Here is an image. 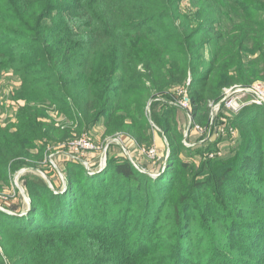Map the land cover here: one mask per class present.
Instances as JSON below:
<instances>
[{
  "label": "trees",
  "instance_id": "obj_1",
  "mask_svg": "<svg viewBox=\"0 0 264 264\" xmlns=\"http://www.w3.org/2000/svg\"><path fill=\"white\" fill-rule=\"evenodd\" d=\"M247 1L264 12V0H189L191 14L183 0H0V74L19 77L25 102L0 128V191L21 167H52L51 145L100 121L105 136L151 146L147 102L171 100L188 77L192 125L207 130L208 103L223 88L264 82V68L244 67L254 62L250 38L264 45V19L225 34L214 17ZM170 114L153 120L169 147L156 176L117 154L92 174L68 156L60 188L26 175L30 206L0 210V247L13 264H264V107L229 112L228 130L239 132L231 156L208 159L221 151L217 135L192 148L204 159L198 167L181 158L187 147Z\"/></svg>",
  "mask_w": 264,
  "mask_h": 264
},
{
  "label": "rangeland",
  "instance_id": "obj_2",
  "mask_svg": "<svg viewBox=\"0 0 264 264\" xmlns=\"http://www.w3.org/2000/svg\"><path fill=\"white\" fill-rule=\"evenodd\" d=\"M246 3L247 5L243 6H233L230 4L224 5V8L221 10L222 14L214 15V17L219 22V30L225 33L235 28L239 29V27L247 29L250 27V29H252L255 27V21L264 19V12L255 10L250 1H247ZM180 7L183 12L189 14H191L196 9L190 4L189 0H183ZM200 18H203L202 22L204 23V16H200ZM260 54L264 55V45H261L258 39L250 38L248 43L247 58H250L254 62H246L245 60L244 67H249L253 70L264 68V61L260 62L258 60L260 58ZM234 67L235 66L231 68V71ZM255 80L257 81L258 79ZM188 84L189 77L186 80L185 86L181 87L186 89ZM19 86L20 79L13 73V71L7 70L4 71L2 75L0 74L1 129L15 124L18 110L25 104L24 100L21 98H16V91ZM176 89H173V91H170V93H175ZM172 99L163 100V98H160V100L157 102L155 100H150L146 104V107H148L146 110V115L150 123V130L153 136L151 146L138 147L130 137H126L125 135L122 136L118 134L114 137L105 136L103 134V126L100 121L92 129L82 135L87 137L91 143L96 146L95 150L76 152L69 148L68 143L74 140L72 139L66 144L51 145L49 147L50 153L47 154L44 159H47L52 167H49L46 163H44V160L40 168L33 169L21 167L10 173L7 185L4 186L0 191V207L4 212H8L10 214H24L22 212L26 211L28 206H30L27 204V200L25 198V195L27 194L22 186L26 175H34L36 177L42 178L41 174L43 173L49 181L52 179L54 184L59 188L61 187L62 182L63 187V173L61 170L63 169L64 162L68 160V156L77 157L79 161H81L87 168L89 174L103 169L106 164L107 156L116 154L118 156H125L127 159H129L127 157L128 155L130 157L129 160L138 167L137 169L140 172L151 176H156L159 173H162L165 168V161L169 154V147L167 139L162 130V125L159 121H155L159 123L160 126H158L153 120L155 118L162 120L161 111H166L169 108L173 109L174 111V115L170 114L171 120L175 121L176 130L181 136L183 145L187 147L184 149V152H182L183 154L181 155L183 161H187L194 167H198L200 163L204 161V159L202 154L198 152L200 150L199 148H192L199 147L198 145H202V143L207 140L214 141L217 135H219V140H221L218 146L220 147L221 151L220 153L218 151H216V153L213 152L214 149H216V147H214L213 150L208 152V159H213V162H223L226 160L228 158L229 152L231 151L230 149L233 147L237 138L239 137V132L236 127L230 126L233 128L232 133L228 130L229 125L227 124L231 119V116H228L229 111L227 112L225 110L224 113L222 111L217 112V114L213 117L212 123L209 125L208 129L204 130L202 128L201 131H198L195 128V125H192V118H189L187 112L176 105L175 100ZM162 103H169L170 105H163ZM161 107L163 108L161 109ZM48 114L51 117L57 116V113L54 110H48ZM217 123H219V125H217ZM11 129L15 128L11 126ZM213 135H215V137L211 139ZM234 139L235 142H233ZM150 149H154L155 152L153 155H150ZM103 151H105V159L102 157ZM211 152L213 155L210 156ZM229 156H231V154ZM50 160H52V162H50ZM21 187L23 191L20 189ZM128 224L131 225V220H129ZM1 260L3 264H13L12 259H10L0 247V261Z\"/></svg>",
  "mask_w": 264,
  "mask_h": 264
},
{
  "label": "built area",
  "instance_id": "obj_3",
  "mask_svg": "<svg viewBox=\"0 0 264 264\" xmlns=\"http://www.w3.org/2000/svg\"><path fill=\"white\" fill-rule=\"evenodd\" d=\"M174 94L173 99L175 100V104L184 109L189 118H192L190 100L186 93V89L184 87L177 88ZM248 105L264 107V82L255 81L248 86L234 84L223 89L222 98L218 103H208V106L210 107L209 125L212 123L213 117L217 114L221 106H223L231 114H237ZM195 128L198 131L202 130V127L197 125H195ZM68 144L69 148L76 152L91 151L96 149V146L85 136H80L70 141ZM154 152V149L149 150L150 155H153ZM211 155H213V153H211L210 156ZM50 162H52V160H50ZM133 165L138 168L134 163Z\"/></svg>",
  "mask_w": 264,
  "mask_h": 264
},
{
  "label": "water",
  "instance_id": "obj_4",
  "mask_svg": "<svg viewBox=\"0 0 264 264\" xmlns=\"http://www.w3.org/2000/svg\"><path fill=\"white\" fill-rule=\"evenodd\" d=\"M147 109H148V107H146V110ZM214 137H215V135H213L211 139H213ZM102 155H103L102 157L105 159V151H103ZM127 157L130 159V157L128 155H127ZM41 175H42V178L45 180V182L48 184V186L52 189L53 186L50 183V181L48 180V178L43 173ZM152 176H154V175H152ZM62 181H63V185H65V180H64V177L63 176H62ZM20 189L23 191L22 187ZM25 198L27 200V204L30 205V199H29V197L27 195H25ZM0 210L3 211V209H1V207H0ZM24 212H22V213H24Z\"/></svg>",
  "mask_w": 264,
  "mask_h": 264
},
{
  "label": "bare ground",
  "instance_id": "obj_5",
  "mask_svg": "<svg viewBox=\"0 0 264 264\" xmlns=\"http://www.w3.org/2000/svg\"><path fill=\"white\" fill-rule=\"evenodd\" d=\"M225 88H227V87H225ZM225 88H223V89H225ZM222 94H223V90H222ZM222 94H221V98H222ZM221 98H220V99H221ZM219 101H220V100H219ZM219 101H218V102H219ZM209 102H212V103H218V102H213V101H209ZM248 106H249V105H248ZM245 107H247V106H245ZM245 107H244V108H245ZM63 187H64V185H63Z\"/></svg>",
  "mask_w": 264,
  "mask_h": 264
}]
</instances>
